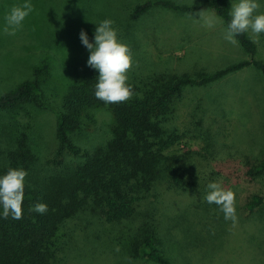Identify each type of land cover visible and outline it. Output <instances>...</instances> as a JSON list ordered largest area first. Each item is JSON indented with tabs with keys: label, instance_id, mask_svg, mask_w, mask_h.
I'll return each mask as SVG.
<instances>
[{
	"label": "trees",
	"instance_id": "16d2710c",
	"mask_svg": "<svg viewBox=\"0 0 264 264\" xmlns=\"http://www.w3.org/2000/svg\"><path fill=\"white\" fill-rule=\"evenodd\" d=\"M69 1L89 8L88 0H67L70 7ZM155 6L177 13L215 11L223 28L231 19L230 0L192 5L145 0L134 5L131 16ZM83 12L60 14L34 36L22 34L25 43L16 45L22 54L15 55L19 62L15 71L23 77L0 87V176L9 168L27 172L22 218H4L0 207V264H80L84 260L80 240L101 244L113 225H124L126 233H133H124L131 256L170 264L158 250V221L165 216L159 197L190 187L191 182L192 155L175 149L193 139L178 118L180 96L186 87L206 86L245 68L257 71L264 84V60L246 32L236 37L243 57L181 74L169 68L167 60L144 70L134 68L128 71L127 82L136 95L127 102L105 104L94 95L98 71L84 64L81 56L84 53L88 59L89 53L80 31L94 42L97 25L86 16L88 11ZM66 56L77 64L68 81L58 69L68 67L63 62ZM78 57L83 59L81 65ZM216 94L205 111L220 124L222 99ZM43 109L52 113L53 144L42 142L38 115ZM250 173L264 174V154ZM36 203L46 204L47 211H31ZM244 208L252 215L262 211L264 191L249 195ZM80 230L84 239L78 237Z\"/></svg>",
	"mask_w": 264,
	"mask_h": 264
},
{
	"label": "rangeland",
	"instance_id": "374dc122",
	"mask_svg": "<svg viewBox=\"0 0 264 264\" xmlns=\"http://www.w3.org/2000/svg\"><path fill=\"white\" fill-rule=\"evenodd\" d=\"M66 1L28 0L34 10L16 34L11 36L3 30L4 17L13 5L23 4L25 0H0V79L8 76L6 81L0 82L1 88L23 77L22 73L15 71L19 63L15 55L22 54L16 45L25 43V40H21L22 34H39L41 29L46 30L48 21L52 23L58 19L55 17L73 10L78 13L88 11L86 16L97 25L104 19L114 21L118 40L128 46L133 42V47L129 46L133 58L130 70H144L147 66L167 60V66L181 74L205 67H221L243 57L236 45L224 40L223 25L207 28L190 19L189 13H177L155 6L132 17L134 5L145 0H88L89 8L87 6L86 9L78 8L70 1L69 7ZM169 1L181 4L202 2ZM230 2L232 4L236 0ZM257 2L261 5L260 11L264 12V0ZM193 17L199 19L195 13ZM119 28L128 30L122 32ZM248 34L255 40L251 32ZM256 43L259 56L264 60V33ZM86 53H89L88 50ZM83 54L84 64H87ZM83 59L78 57L79 65ZM63 62L68 67H58L59 73L64 81H68L73 77L74 64H77L67 56ZM216 93L222 99L220 111L224 118L220 124L212 121L205 111L208 101ZM177 111L187 136L193 135V139L186 140L187 144L175 146L178 151H190L189 155H192V185L190 182V187L179 192H165L159 197L164 208L162 214L165 215L160 216L157 226L161 244L159 252L170 264H264V208L253 215L244 208L249 195L264 191V174H249V168L264 154V84L261 75L245 68L206 86L186 87L180 96ZM99 114L104 117L102 113ZM38 120L42 142L53 144L49 126L52 123L51 111H40ZM209 182H220L222 187L235 193L238 217L235 225L225 221L217 205L209 204L204 199ZM110 230L103 239L105 241H101L102 245L95 242L86 244V240H80L82 252L79 255L84 259L80 264H158L151 259L130 255L125 240L128 241L127 234L133 233H126L124 225H113ZM78 237L84 239L81 230ZM76 247L77 244L73 250Z\"/></svg>",
	"mask_w": 264,
	"mask_h": 264
},
{
	"label": "clouds",
	"instance_id": "9594fccd",
	"mask_svg": "<svg viewBox=\"0 0 264 264\" xmlns=\"http://www.w3.org/2000/svg\"><path fill=\"white\" fill-rule=\"evenodd\" d=\"M260 8L261 5L257 0H236L233 2L229 12L231 19L223 30L224 40L232 45H237V36L251 32L258 42L259 35L264 33V12H261ZM33 10L34 6L28 0H25L23 4L13 5L4 17V32L14 36ZM188 15L190 19L207 28L224 24L223 19L215 11L209 12L207 9H201L195 13L199 19H195L191 13ZM113 24L114 21L111 19H104L96 25L94 42H89L83 29L79 33L81 43L89 52L87 65L99 73L96 78L94 95L105 104L127 102L136 95L132 86L127 82V73L133 66L132 51L127 44L118 40L117 30ZM26 176L27 172L19 168H9L6 174L0 176V207H2L4 218L9 216L13 219L22 218ZM207 188L208 192L204 196L206 202L217 205L223 213L225 221H231L235 225L238 220L235 193L231 189L222 187L220 182H209ZM30 210L43 214L47 211V205L36 203Z\"/></svg>",
	"mask_w": 264,
	"mask_h": 264
}]
</instances>
